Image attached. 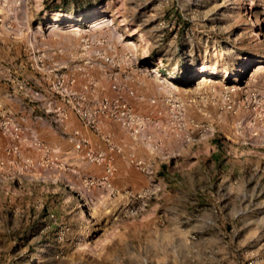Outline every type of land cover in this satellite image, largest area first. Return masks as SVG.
Masks as SVG:
<instances>
[{
  "label": "rangeland",
  "instance_id": "374dc122",
  "mask_svg": "<svg viewBox=\"0 0 264 264\" xmlns=\"http://www.w3.org/2000/svg\"><path fill=\"white\" fill-rule=\"evenodd\" d=\"M1 116L0 264H264V0H0Z\"/></svg>",
  "mask_w": 264,
  "mask_h": 264
},
{
  "label": "built area",
  "instance_id": "2783aa9c",
  "mask_svg": "<svg viewBox=\"0 0 264 264\" xmlns=\"http://www.w3.org/2000/svg\"><path fill=\"white\" fill-rule=\"evenodd\" d=\"M58 111H60V109ZM104 114H109L110 117L116 118L118 121H120L124 126L128 128H130L131 126H136L137 131L140 128L139 124L136 123L130 125L132 122H135L138 118L134 116L131 109L126 104H121L117 100L111 101L108 100L107 98H104L101 100L99 107H97L96 109H89L87 112H85V114L82 113V115H84L85 118L87 119V123L88 125H90L91 128H96L99 118ZM60 116L64 119L67 117V115L63 111L60 112ZM0 133L3 136L8 137L12 141L9 145L5 146L2 149L4 156L6 158H19L21 154H20V146L18 143L23 141L20 137L22 134L20 127H18V125L14 122V120L11 117L1 116ZM75 134L77 133L75 132ZM32 144L36 146L39 145V142L34 141ZM74 145L76 150L85 151L84 153H86V155L82 158L86 157L89 161L95 163H99V162L105 163V175L101 178V180L103 182H107L108 178L113 175V172L115 170L112 163V158L105 159L103 154H95V152L92 151V149L90 148L89 142L86 139L77 140L74 142ZM3 166H4L3 161H0V169Z\"/></svg>",
  "mask_w": 264,
  "mask_h": 264
},
{
  "label": "crops",
  "instance_id": "0c3cea01",
  "mask_svg": "<svg viewBox=\"0 0 264 264\" xmlns=\"http://www.w3.org/2000/svg\"><path fill=\"white\" fill-rule=\"evenodd\" d=\"M51 139H53V137L51 138ZM61 145V144H60ZM62 146V145H61ZM69 148V146H67V149ZM70 149V148H69ZM108 188H109V190H111V193L113 194L114 192L115 193H118L119 192V190H121V189H123L124 190V188H119L118 186H116V185H114L113 184V182H112V184H108ZM127 188L129 189V187L127 186ZM127 189V190H128Z\"/></svg>",
  "mask_w": 264,
  "mask_h": 264
},
{
  "label": "bare ground",
  "instance_id": "6f19581e",
  "mask_svg": "<svg viewBox=\"0 0 264 264\" xmlns=\"http://www.w3.org/2000/svg\"><path fill=\"white\" fill-rule=\"evenodd\" d=\"M14 11L16 10V8L13 9Z\"/></svg>",
  "mask_w": 264,
  "mask_h": 264
}]
</instances>
